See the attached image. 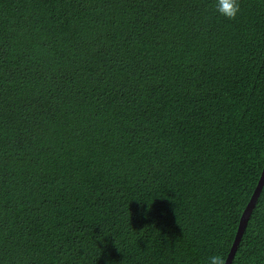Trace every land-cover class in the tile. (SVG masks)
<instances>
[{
	"label": "trees",
	"instance_id": "16d2710c",
	"mask_svg": "<svg viewBox=\"0 0 264 264\" xmlns=\"http://www.w3.org/2000/svg\"><path fill=\"white\" fill-rule=\"evenodd\" d=\"M0 0V264L224 261L264 165V0ZM230 264H264V184Z\"/></svg>",
	"mask_w": 264,
	"mask_h": 264
},
{
	"label": "water",
	"instance_id": "95a60500",
	"mask_svg": "<svg viewBox=\"0 0 264 264\" xmlns=\"http://www.w3.org/2000/svg\"><path fill=\"white\" fill-rule=\"evenodd\" d=\"M264 184V165L262 167V170H261V174L259 176V179L257 181V184L247 202V204L245 205L243 211H242V214L240 216V219H239V223H238V226H237V230H236V233H235V236H234V239H233V243L229 249V252L227 254V257L225 259V264H230L232 258H233V255L236 251V248L239 244V241H240V238L243 234V231L245 229V226H246V222L248 220V217L252 211V208L255 204V201L260 193V190L262 188Z\"/></svg>",
	"mask_w": 264,
	"mask_h": 264
},
{
	"label": "clouds",
	"instance_id": "9594fccd",
	"mask_svg": "<svg viewBox=\"0 0 264 264\" xmlns=\"http://www.w3.org/2000/svg\"><path fill=\"white\" fill-rule=\"evenodd\" d=\"M216 12L228 20H235L241 12L240 0H214ZM208 264H225L222 255L214 254L208 258Z\"/></svg>",
	"mask_w": 264,
	"mask_h": 264
}]
</instances>
